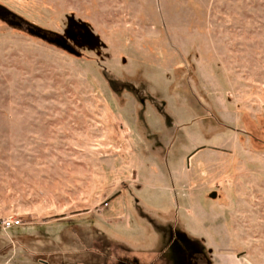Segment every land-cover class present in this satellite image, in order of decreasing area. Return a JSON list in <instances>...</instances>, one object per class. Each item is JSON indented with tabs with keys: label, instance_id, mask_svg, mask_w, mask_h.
Segmentation results:
<instances>
[{
	"label": "rangeland",
	"instance_id": "rangeland-1",
	"mask_svg": "<svg viewBox=\"0 0 264 264\" xmlns=\"http://www.w3.org/2000/svg\"><path fill=\"white\" fill-rule=\"evenodd\" d=\"M0 12V264L149 262L140 251L187 229L188 193L210 217L187 264H264V0H0ZM184 161L212 187H182Z\"/></svg>",
	"mask_w": 264,
	"mask_h": 264
},
{
	"label": "crops",
	"instance_id": "crops-1",
	"mask_svg": "<svg viewBox=\"0 0 264 264\" xmlns=\"http://www.w3.org/2000/svg\"><path fill=\"white\" fill-rule=\"evenodd\" d=\"M191 153H192V151H191ZM191 153H189V154H191ZM139 163H140V161L138 162V165H139ZM183 163H185V164H182V162H181L179 170L175 174L172 175V177L174 176L173 178H177V182H179L182 187H184L185 183L187 184L188 180H189V182L190 181H193V182L196 181V179L194 177H192V175L191 176L189 175L191 173L193 174V172H194L193 167L196 165H192V166L189 165V167H188L187 161H184ZM198 167L202 168V166H199V165H198ZM202 180L203 179H199L196 181L197 183H202L199 187L200 190H206V189L212 187L211 185L213 183L212 182L213 178L211 180H208V182L205 181L206 183H203ZM184 191L187 192L188 190L184 189ZM116 199H119V197H117ZM184 199L187 202L185 204L187 207L185 206L186 215H184L183 220L187 226V229H186V227H184V228H181L180 230H178L179 236H178L177 243L166 242L164 240V237L160 235L161 237L159 238V240L157 242L159 244L156 246H153L152 248H154L153 251L154 250H161L162 251L163 249H165L166 254L160 253L161 251H159L158 254H150L151 253L150 250L149 251H140V254L142 257H145L147 259L150 256H155V257L151 258V260H149V262L148 261L146 262L144 259H142L144 261H142V260L138 261L137 264H141V263L142 264H155L159 260V258L165 257V255H168L169 253H171L170 252L171 249L176 250L179 248H184L186 246V242L194 243V241L198 242V240H200V237L196 236L195 232H197L198 230L201 229L199 226L201 221H208V219L210 217V213H207L200 206H198V204L196 203V198H194L190 193L185 194ZM105 218H106L105 221H107V219H109V218L111 219L110 216L105 217ZM183 220H182V222H183ZM208 225H209V222H208ZM165 226H166V224H165ZM165 231H166V227H164L161 230L162 233H166ZM185 237L188 241L185 239ZM161 242H162V244H161ZM212 260L214 261V264H249L248 261L246 259H244L242 256H240V255L238 256L236 254H229V253H214V254H212Z\"/></svg>",
	"mask_w": 264,
	"mask_h": 264
},
{
	"label": "water",
	"instance_id": "water-1",
	"mask_svg": "<svg viewBox=\"0 0 264 264\" xmlns=\"http://www.w3.org/2000/svg\"><path fill=\"white\" fill-rule=\"evenodd\" d=\"M0 16H5L3 13L0 12ZM12 25H15V26H20V23L19 22H14V21H9ZM26 31L28 32V34L32 35V36H36L42 40H45L46 42H49V43H52L54 44L55 46L61 48L62 50L68 52L69 54H72L74 56H79L80 54L75 51L70 45H68L63 39L61 38H58V37H54V38H49L48 36H46L45 34L43 33H40L30 27H27L26 28ZM69 36H72L69 34Z\"/></svg>",
	"mask_w": 264,
	"mask_h": 264
},
{
	"label": "flooded vegetation",
	"instance_id": "flooded-vegetation-1",
	"mask_svg": "<svg viewBox=\"0 0 264 264\" xmlns=\"http://www.w3.org/2000/svg\"><path fill=\"white\" fill-rule=\"evenodd\" d=\"M3 14L7 16L6 13ZM186 248L185 246L184 248L171 251V253H169L170 255L168 254L165 255V257H161L155 264H187L189 262L188 260H190V263L193 262L195 259L186 253Z\"/></svg>",
	"mask_w": 264,
	"mask_h": 264
},
{
	"label": "built area",
	"instance_id": "built-area-1",
	"mask_svg": "<svg viewBox=\"0 0 264 264\" xmlns=\"http://www.w3.org/2000/svg\"><path fill=\"white\" fill-rule=\"evenodd\" d=\"M20 225V221L18 220H14V219H10V220H6L3 222L2 227L3 229H10L13 227H17Z\"/></svg>",
	"mask_w": 264,
	"mask_h": 264
},
{
	"label": "trees",
	"instance_id": "trees-1",
	"mask_svg": "<svg viewBox=\"0 0 264 264\" xmlns=\"http://www.w3.org/2000/svg\"><path fill=\"white\" fill-rule=\"evenodd\" d=\"M5 13V12H4ZM7 15V17H9V15L8 14H6ZM9 24H11L10 22H9ZM12 25V24H11ZM21 26V25H20ZM26 29V28H25ZM14 228V227H13ZM10 229H12V228H10Z\"/></svg>",
	"mask_w": 264,
	"mask_h": 264
}]
</instances>
